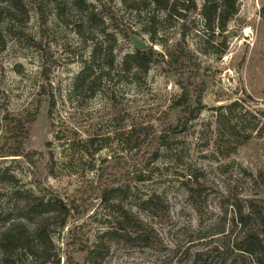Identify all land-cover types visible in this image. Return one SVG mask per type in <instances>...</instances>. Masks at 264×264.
I'll return each mask as SVG.
<instances>
[{
	"label": "rangeland",
	"instance_id": "374dc122",
	"mask_svg": "<svg viewBox=\"0 0 264 264\" xmlns=\"http://www.w3.org/2000/svg\"><path fill=\"white\" fill-rule=\"evenodd\" d=\"M12 1H0L11 10L0 16V230L20 217L26 193H51L70 216L50 229L58 256L48 264H87V247L117 216L110 197L169 249L112 245L102 264H186L198 253L197 264H232L234 255L215 254V239L202 235L221 217L229 191L264 197V134L253 131L232 151L217 123L234 102L242 132L264 123V0H240L212 48L199 15L200 30L186 40L168 21L157 25L154 43L145 31L154 12L139 15L122 0H86L89 10L74 0H19L17 8ZM94 48L108 55L94 60ZM135 48L157 52L144 78L122 68ZM183 87L200 112L177 124ZM195 178L206 186L201 212L187 188ZM152 193L167 201L169 223L145 209Z\"/></svg>",
	"mask_w": 264,
	"mask_h": 264
},
{
	"label": "trees",
	"instance_id": "16d2710c",
	"mask_svg": "<svg viewBox=\"0 0 264 264\" xmlns=\"http://www.w3.org/2000/svg\"><path fill=\"white\" fill-rule=\"evenodd\" d=\"M1 1V0H0ZM82 9L89 10L86 0H74ZM127 10L141 14L143 10L149 9L154 12L150 18L151 22L146 25L145 31L150 35L152 42L157 43L155 37L160 32L158 24L168 21L179 23L180 41L194 31H199V15L204 23L205 42L208 47H215L214 42L217 35L226 31L229 23L236 19L239 13L240 0H203L199 6L197 0H122ZM14 8L20 6V1H12ZM11 12L6 6H0V16L3 12ZM97 16L94 10L89 11V20ZM113 14H108L107 19H113ZM103 22V19H102ZM104 23V22H103ZM149 29V30H148ZM1 37V34H0ZM227 48L226 42H222ZM157 52L153 48H135L126 54L122 61V68L125 72L133 75L146 77L150 69L153 56ZM106 50L94 48L92 56L106 58ZM112 62V60H111ZM91 68V66H88ZM85 68V72L88 71ZM103 72L102 75H105ZM108 73H106L107 75ZM176 105L179 109L178 122L186 123L199 117L200 109L193 104L197 102L190 99L188 89L183 87ZM264 95V89L261 91ZM238 105L237 102L225 107V111L219 113L217 123L226 136V142L232 151L247 145L257 130L264 134V123L262 127H254L250 132H242L237 123H234L232 109ZM245 131V130H244ZM258 134V135H260ZM259 137V136H258ZM5 176V175H4ZM190 190L189 198L195 208L201 212L204 192L206 186L199 182L198 178L190 180L187 184ZM118 189H111L118 193ZM49 193V192H48ZM110 194V195H111ZM104 192V198H107ZM106 201L107 206L116 211V217L108 220V228L98 235L92 246L87 247L86 263L102 264V260L109 253L112 245L118 247H148L157 251L169 249L153 227L145 224L132 210L122 207L120 203ZM145 209L160 222H170L169 206L167 201L159 194L152 193L143 199ZM222 215L216 223L210 225L202 235L203 239H215L216 248H220L215 254L223 252L227 255H234L232 264H264V197H252L243 200L229 191L222 201ZM21 213L0 230V251L4 264H28L29 261L39 264H48L54 257H57V247L54 245L51 236V227L57 224L63 228L68 223L70 208L58 196L51 193L35 196L26 193L19 208ZM205 212H202V219L199 225H203ZM213 243V240H212ZM208 254L214 252V247ZM201 254H196L186 264H197ZM60 261V258L58 259ZM167 264H171L168 261Z\"/></svg>",
	"mask_w": 264,
	"mask_h": 264
},
{
	"label": "bare ground",
	"instance_id": "6f19581e",
	"mask_svg": "<svg viewBox=\"0 0 264 264\" xmlns=\"http://www.w3.org/2000/svg\"><path fill=\"white\" fill-rule=\"evenodd\" d=\"M247 32H250V30H249V29H247Z\"/></svg>",
	"mask_w": 264,
	"mask_h": 264
}]
</instances>
